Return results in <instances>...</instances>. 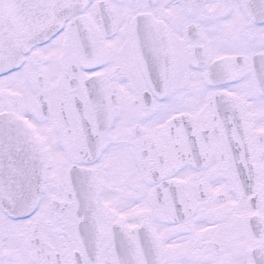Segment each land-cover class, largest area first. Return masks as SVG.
I'll use <instances>...</instances> for the list:
<instances>
[{
	"label": "snow or ice",
	"instance_id": "snow-or-ice-1",
	"mask_svg": "<svg viewBox=\"0 0 264 264\" xmlns=\"http://www.w3.org/2000/svg\"><path fill=\"white\" fill-rule=\"evenodd\" d=\"M0 264H264V0H0Z\"/></svg>",
	"mask_w": 264,
	"mask_h": 264
}]
</instances>
